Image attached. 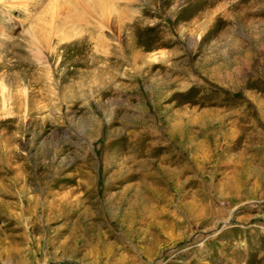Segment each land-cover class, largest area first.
<instances>
[{
    "label": "rangeland",
    "instance_id": "obj_1",
    "mask_svg": "<svg viewBox=\"0 0 264 264\" xmlns=\"http://www.w3.org/2000/svg\"><path fill=\"white\" fill-rule=\"evenodd\" d=\"M51 1L0 6V264H264V0Z\"/></svg>",
    "mask_w": 264,
    "mask_h": 264
},
{
    "label": "bare ground",
    "instance_id": "obj_2",
    "mask_svg": "<svg viewBox=\"0 0 264 264\" xmlns=\"http://www.w3.org/2000/svg\"><path fill=\"white\" fill-rule=\"evenodd\" d=\"M55 2H57V0H53L49 3V11L52 14L53 18H55L56 15L58 16V13H60V12L66 11L68 13L69 7L67 6V3L64 0H60V7H58V5ZM0 6L5 7V3L3 2V0H0ZM102 13H105V12H102ZM5 91H6V89H5L4 84L0 83V92H1L0 94L2 95L3 106H4V107L3 106H1V107H3V109H6V105L4 104L5 98H6V97H4Z\"/></svg>",
    "mask_w": 264,
    "mask_h": 264
}]
</instances>
